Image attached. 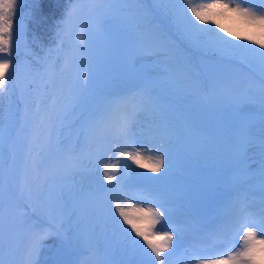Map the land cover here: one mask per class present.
I'll return each instance as SVG.
<instances>
[{"label":"rangeland","instance_id":"rangeland-1","mask_svg":"<svg viewBox=\"0 0 264 264\" xmlns=\"http://www.w3.org/2000/svg\"><path fill=\"white\" fill-rule=\"evenodd\" d=\"M158 2L165 7L168 4L171 9L179 6L173 0ZM252 3L259 9L261 0H252ZM74 5L75 1H69V8ZM75 6L79 10L65 36L72 44L60 50L59 63L62 66L63 58L68 55L78 56L80 62L75 70L57 72V89L49 95L51 103L47 105L48 98L45 101L43 99L45 110L46 107L58 110L53 116V119L58 120V125L53 127L52 137L62 150L46 152L44 161L42 158L45 153L41 154L40 162L45 164L44 168H40L39 172L25 171L18 178L24 164L20 154L23 144L20 134L22 129H18L20 121L15 123L17 132L11 142L8 140V131L16 120L6 117L7 126L0 125V169L5 173L0 190V199L5 204L0 261L3 264H28L24 255L27 228L20 226V221L25 212L31 213L24 199L33 202L35 208H32V212L35 210L42 219H48L53 207L58 214L65 205L69 210L75 207L79 215L74 218L73 226L78 219L81 229L91 237L90 242L81 241L66 253L61 248L60 238L49 236L43 241L39 255L35 258L36 264H60L67 255L71 258V264H148L147 258L125 240L115 226L112 205L121 201L140 203L144 198L150 202L157 196L162 197L170 211V222L163 225V230L179 229L173 234L178 236L174 243L180 247L169 258L168 264H197L198 259L215 258L221 254L227 255L229 250H236L238 238L233 240L230 236L228 242L219 239L229 228L231 217L236 212L232 203L235 201L233 190L240 191L242 201L247 200L249 211L258 212L264 206L261 171L264 167V146L260 143L264 135V123L260 109L261 67L258 60L242 50L225 52L188 35L185 39L190 44L187 46L170 26L172 17L167 25L160 18L161 11L153 0H147L145 5H136L130 0L124 4L116 3L108 13L112 17L108 31L113 35L146 33L163 45L154 47L141 63L125 61L122 52L127 45L119 42L113 45L94 34L90 37L87 49L77 52L73 47L78 46L75 37L82 25H91L93 14L90 10L91 0H81ZM207 27L215 28L214 25ZM215 31L225 35L218 28ZM233 43L247 44L242 40H233ZM86 70L92 73V78L87 91H82L80 84ZM149 76L163 98L167 123L162 125L160 116L151 110L141 113L135 125L132 147L153 145L159 148L161 144L165 145L171 158V167L155 174L121 157L111 146L101 150L98 143L87 135L85 124L96 109L94 93L118 94L111 97L117 99L119 94H124L138 80ZM79 81L81 83L78 85ZM41 85L38 87L41 88ZM249 88L255 90V95L249 100L248 110L243 114L234 112L231 105ZM26 89L23 88L18 98L23 100L28 96ZM55 93L56 100H53ZM24 101L28 104L30 99ZM204 103L212 108L207 109ZM3 106L0 97V108ZM210 109L216 111L217 124ZM241 125H247L254 133L250 137L247 152L243 154L238 151ZM12 148L15 149L16 163L10 170ZM225 149L227 154L223 153ZM120 150L132 149L121 147ZM146 154L160 153L153 150ZM217 156L219 159H215ZM108 163L118 169L115 175L119 183L114 181L115 187L108 185L103 178L104 165ZM28 180L29 183L22 190L20 182ZM101 186L112 189L108 194L112 199L107 198L104 192L96 191ZM89 194H95V198H86ZM148 202L142 203V206H150ZM10 229L11 242L8 236ZM254 229L259 234V229L255 226ZM156 230H161V226L157 225ZM213 234L215 242L205 239ZM136 239L139 240L138 237Z\"/></svg>","mask_w":264,"mask_h":264},{"label":"snow or ice","instance_id":"snow-or-ice-1","mask_svg":"<svg viewBox=\"0 0 264 264\" xmlns=\"http://www.w3.org/2000/svg\"><path fill=\"white\" fill-rule=\"evenodd\" d=\"M80 2L81 0H75V5H79ZM128 2L129 0H91L90 10L93 20L91 25L85 24L80 27L79 33L75 37L78 46L73 45L76 51L87 49L92 34L103 37L106 42L113 45L117 42L127 45L122 55L126 62L131 61L133 64L141 63L154 47H162L163 45L157 39L146 33L138 35L124 33L122 36H115L108 31V26L112 21V17L108 13L112 11V5ZM130 2L136 5H145L147 0H130ZM173 2L179 6L170 9L169 14L184 34L198 42L203 41L209 46H217L225 52L242 50L258 60L261 67L260 109L262 123H264V51H262L264 50V0H261L259 9L252 3V0H239V2L238 0H200L198 3H194L193 0H173ZM22 4L23 0H0V97L11 92L18 85L24 67L20 59V51L22 44L25 48L28 47V40L19 14ZM75 5L67 9L61 26H58L56 36L60 49L66 46L65 36L69 31L72 19L79 10ZM208 25H214L225 35H220L215 31V28L207 27ZM233 40L246 41L247 44H235ZM250 45L257 47H250ZM57 60L58 62L52 64L50 69L45 63L43 71H51L53 74L70 72L75 70L80 62V58L76 55H68L63 58L62 66L59 63V57ZM91 78L92 73L86 70L80 84L82 91H87ZM36 83V80L32 81L33 85ZM45 88H47V84H45ZM114 95L118 94L94 93L93 102L96 104V109L85 121L87 135L98 143L101 150H107L111 146L119 152L121 157L132 161L141 168H147L151 173H161L162 169L167 171L171 167V158L166 152L164 144H161L159 148H154L153 145L132 147L135 125L141 113L151 110L160 116L162 125L167 123V109L164 107L163 98L159 96L151 77L138 80L124 94H119L117 99L111 98ZM254 95V89L245 90L231 105L232 110L240 114L245 113L249 108V100ZM15 120H26V116L21 115L19 107H17ZM41 127L42 125L38 124L33 128L34 139H39ZM160 130L162 129H158V131ZM16 132L17 127L13 123L8 131L9 142L12 141ZM253 135L254 133L247 125H241L238 138L240 153L247 152L251 143L250 137ZM161 139H163L162 136ZM260 143L264 146V135L261 136ZM121 147H130L132 150L121 151ZM61 150L49 134L48 138L40 144L39 151L35 156L32 155L31 149L29 150L28 165L39 172L40 154ZM153 150L160 154H146ZM10 160L11 170V167L16 163L14 148L10 152ZM144 161H148V163H144ZM89 163H91V158H89ZM262 165H264V160H262ZM117 171V167L111 163L104 165L103 178L108 185L115 187L113 182L119 183V178L115 175ZM261 171L262 181H264V167ZM4 175L3 169H0V190L4 184ZM146 179L151 180L153 177ZM96 191L104 192L107 198L112 199L108 195L112 191L111 188L105 189L101 186ZM86 198L94 199L95 194H89ZM144 202H148L146 198L140 203H131L130 201L114 203L112 218L115 221V226L123 234L125 240L129 241L142 256L147 258L148 264H168L169 258L180 247L174 243L178 236L173 234L179 229L163 230V225L170 222V211L165 206L162 197L157 196L148 202L150 204L148 207L142 206ZM78 215L75 207L69 210L67 205L59 214L53 207L48 219H36L25 212L20 226L27 228L24 255L28 264H36L35 258L39 255L43 241L49 236L59 237L61 248L66 253L81 241L90 242L91 237L81 229L78 219L73 226L74 218H77ZM4 219L5 204L3 199H0V243L4 238ZM124 225L128 227L125 228ZM157 225L161 226V230H156ZM252 225L259 229V234ZM8 236L9 242H11V229ZM230 236L233 240L236 238L239 240L236 250H229L227 255L221 254L215 258L198 259L197 264H264V206H261L258 212H251L244 201H239L238 208L231 217L229 228L219 239L228 242ZM137 237L139 240L136 239ZM205 239L216 241L215 234L207 236ZM195 249L194 245V259L196 258ZM0 264H3V261H0ZM60 264H71V262L61 261Z\"/></svg>","mask_w":264,"mask_h":264},{"label":"trees","instance_id":"trees-1","mask_svg":"<svg viewBox=\"0 0 264 264\" xmlns=\"http://www.w3.org/2000/svg\"><path fill=\"white\" fill-rule=\"evenodd\" d=\"M69 1L73 0H24L22 7L19 9V14L28 40V47L25 48L23 44L21 45L20 59L22 58L24 67L20 74L18 85L11 92L1 97L4 106L0 108V125L7 126L5 123L8 122L9 118H11L12 121L15 120L17 107H19L21 115L26 116V120H19L20 124L18 127V129H22V133H20L23 142L20 147L22 159L24 158L27 147L31 145L30 137L32 136L33 128L40 124L44 118L49 117L48 114L50 112L45 110L43 99L44 101L47 98L48 101L51 100V96L49 95L57 89V83L55 81L57 76H55L56 73L53 74L51 71L44 72L43 66L47 63L50 69L52 64L58 62L57 58H61V49L58 47L59 41L56 32L58 26H61V22L64 19ZM158 1L160 0H153L158 10L161 11L160 18L169 25V20L171 19L169 10L171 8L168 7V4L165 7ZM171 21L170 26L172 29L188 46L190 43L185 39L186 34L183 33L173 19H171ZM65 43L66 45L72 44L69 43V40L66 38ZM190 56L192 57V55ZM26 67L27 70H25ZM33 80L37 81L35 85L32 84ZM38 83L40 85L42 84L41 88L38 87ZM45 84H47V88H45ZM24 87L27 88L28 96L24 97L22 100L18 98V96ZM56 95V93L53 94V100H56ZM27 98L30 99L31 105L29 104L30 101L28 104L25 103L24 100ZM42 105L43 108L41 109ZM19 121L16 120L14 123ZM223 153L227 154V150L225 149ZM219 157L217 156L215 159H219ZM23 167L24 164L21 166L20 171Z\"/></svg>","mask_w":264,"mask_h":264},{"label":"water","instance_id":"water-1","mask_svg":"<svg viewBox=\"0 0 264 264\" xmlns=\"http://www.w3.org/2000/svg\"><path fill=\"white\" fill-rule=\"evenodd\" d=\"M64 261L67 262V257H65Z\"/></svg>","mask_w":264,"mask_h":264},{"label":"bare ground","instance_id":"bare-ground-1","mask_svg":"<svg viewBox=\"0 0 264 264\" xmlns=\"http://www.w3.org/2000/svg\"><path fill=\"white\" fill-rule=\"evenodd\" d=\"M198 1H200V0H198ZM247 206H248V208H249V205H248V203H247ZM255 225H253V227H254Z\"/></svg>","mask_w":264,"mask_h":264}]
</instances>
